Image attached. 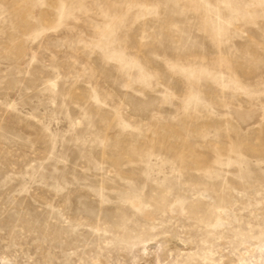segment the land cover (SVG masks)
Segmentation results:
<instances>
[{"label":"rangeland","instance_id":"obj_1","mask_svg":"<svg viewBox=\"0 0 264 264\" xmlns=\"http://www.w3.org/2000/svg\"><path fill=\"white\" fill-rule=\"evenodd\" d=\"M263 261L264 0H0V264Z\"/></svg>","mask_w":264,"mask_h":264},{"label":"bare ground","instance_id":"obj_2","mask_svg":"<svg viewBox=\"0 0 264 264\" xmlns=\"http://www.w3.org/2000/svg\"><path fill=\"white\" fill-rule=\"evenodd\" d=\"M183 244L184 243H182V245ZM172 245H173V247H175L177 244H172ZM180 245H181V243H180ZM180 248L182 249V246H180ZM186 249H187V247H186ZM158 251H157V246H156V243L155 242H148V243H146L144 245V247L142 248V250H141V258L143 260V261L141 260V262H143V263H150L152 261L153 257H155V255H157ZM163 254H164V252H163ZM263 264H264V261H263Z\"/></svg>","mask_w":264,"mask_h":264}]
</instances>
